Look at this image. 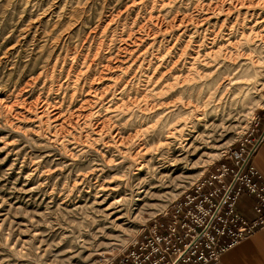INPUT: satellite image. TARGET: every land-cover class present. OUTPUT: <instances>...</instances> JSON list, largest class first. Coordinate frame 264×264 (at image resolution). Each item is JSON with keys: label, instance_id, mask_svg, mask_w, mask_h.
I'll return each instance as SVG.
<instances>
[{"label": "rangeland", "instance_id": "rangeland-1", "mask_svg": "<svg viewBox=\"0 0 264 264\" xmlns=\"http://www.w3.org/2000/svg\"><path fill=\"white\" fill-rule=\"evenodd\" d=\"M263 109L264 0H0V264L119 257Z\"/></svg>", "mask_w": 264, "mask_h": 264}, {"label": "built area", "instance_id": "built-area-1", "mask_svg": "<svg viewBox=\"0 0 264 264\" xmlns=\"http://www.w3.org/2000/svg\"><path fill=\"white\" fill-rule=\"evenodd\" d=\"M260 122L258 118L237 148L224 153V163L200 177L122 255L106 264H214L229 247L263 227L264 180L251 157L264 138V126L257 139H248ZM243 194L254 199L251 222L236 211Z\"/></svg>", "mask_w": 264, "mask_h": 264}, {"label": "crops", "instance_id": "crops-1", "mask_svg": "<svg viewBox=\"0 0 264 264\" xmlns=\"http://www.w3.org/2000/svg\"><path fill=\"white\" fill-rule=\"evenodd\" d=\"M263 114L264 112L261 113V122L256 129L255 136L262 132L264 126ZM251 164L264 180V138L251 157ZM253 203V198L243 194L236 204V211L249 222L255 219L252 209ZM214 264H264V226L257 228L253 233L246 235L229 247Z\"/></svg>", "mask_w": 264, "mask_h": 264}]
</instances>
